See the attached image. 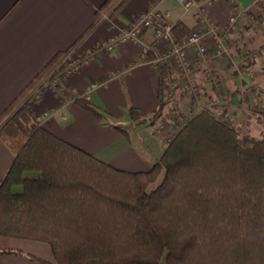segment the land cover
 Wrapping results in <instances>:
<instances>
[{
  "label": "trees",
  "instance_id": "1",
  "mask_svg": "<svg viewBox=\"0 0 264 264\" xmlns=\"http://www.w3.org/2000/svg\"><path fill=\"white\" fill-rule=\"evenodd\" d=\"M189 30L181 20L172 27L177 38ZM65 52L0 114V122L10 114L0 137L14 152L0 181V234L47 242L56 264H264V133L241 135L204 109L147 170L116 168L34 120L29 91ZM152 65L159 74L155 118L166 102L161 79L168 67ZM74 101L102 118L88 101ZM253 109L264 116V107ZM127 114L152 121L134 107Z\"/></svg>",
  "mask_w": 264,
  "mask_h": 264
},
{
  "label": "crops",
  "instance_id": "2",
  "mask_svg": "<svg viewBox=\"0 0 264 264\" xmlns=\"http://www.w3.org/2000/svg\"><path fill=\"white\" fill-rule=\"evenodd\" d=\"M105 1L0 0V114L56 54L91 49L150 5L168 11L173 23L181 20L191 30L199 24L196 7L185 9L174 0H127L115 16L104 19L100 7ZM255 2L229 33L232 59L207 54L194 65L200 96L218 100L216 113H234L237 125L246 123L244 117L254 107H264V60L252 59V53L264 49V0ZM235 4L236 0H216L208 7L210 17L226 27ZM144 39H151L149 32ZM247 65L254 66L250 75L244 71ZM62 77L64 93L40 86L41 100L33 106L40 126L119 169L147 170L156 161L162 147L153 135L155 127L134 125L127 114L134 107L147 119L158 107V71L140 59L137 45L126 42L113 51L103 50ZM92 83L96 87L89 92V103L102 118L74 101ZM13 158L10 141L0 137V181ZM0 264H55V260L45 241L0 234Z\"/></svg>",
  "mask_w": 264,
  "mask_h": 264
},
{
  "label": "built area",
  "instance_id": "3",
  "mask_svg": "<svg viewBox=\"0 0 264 264\" xmlns=\"http://www.w3.org/2000/svg\"><path fill=\"white\" fill-rule=\"evenodd\" d=\"M174 1L185 9L196 7L198 10L199 24L185 36L177 38L173 35L172 27L174 23L171 21L168 11L150 5L140 13H137L129 24L119 29L117 28L110 38L102 40L96 55L103 50L113 51L117 46L131 42L137 45L139 57L142 61L150 64L159 63L168 66L173 64L175 69L183 71L188 88L193 90L197 78L194 68L196 61L207 54L212 57L232 59L227 45L229 33L235 30L237 21L245 15V9L241 8L239 2L236 0V9L229 15L227 26L222 28L212 20L208 11V7L216 0ZM147 30H151L152 34V42L149 43L144 40V35ZM157 43H164V51H161V48L157 47ZM96 55L89 56L81 61L73 59L70 63L68 62L69 67L63 74L76 72L82 65L93 60ZM258 58L264 60L263 48L252 53V59L256 60ZM250 67V65H247L244 69L248 74H251ZM50 74L52 75L49 81L53 86L52 88L56 89L58 87L57 83L60 80V76L57 74L60 73L55 74L50 72ZM163 83L165 88L171 85L169 84L170 81L167 76L163 78ZM95 87L96 83H92L80 97L86 101H90L89 92ZM39 98L40 95L35 91L33 95L34 103H37ZM262 120L264 122V118Z\"/></svg>",
  "mask_w": 264,
  "mask_h": 264
},
{
  "label": "rangeland",
  "instance_id": "4",
  "mask_svg": "<svg viewBox=\"0 0 264 264\" xmlns=\"http://www.w3.org/2000/svg\"><path fill=\"white\" fill-rule=\"evenodd\" d=\"M112 3L113 2L109 4L111 5L110 10H108V6L106 8L101 9V14H100L101 18H104V19L111 18L110 16L111 10L113 6L116 4L115 3L114 5H112ZM255 3L259 4L260 0H258V2H255ZM252 18H254L253 14H252ZM122 26L124 25H119L117 28L119 29ZM190 31L191 29L188 31V33ZM148 32L150 34L151 39L149 41H146L145 39L144 40L149 43V42H152V34H151V30H147L145 34H147ZM101 41L102 39H100V41L97 42L91 49H87L85 51L80 52L77 48L67 50L59 58L57 63L53 65V67H51L49 70H47L43 74V76L40 77V79L37 81L34 87L29 91L32 101H33V95L35 94V91L38 92V94L40 95L39 101L41 100V96H42L41 90H40L41 85H43V87H49L55 93H64V90L61 88V85H62L61 81L63 79L62 74L63 72L67 71L70 61H73V59L81 61V60L88 58L89 56L96 55V52L99 49ZM157 47L161 48V51H164V43H157ZM257 60L260 61L262 59L260 58L256 60L253 59V61H257ZM167 67H168V71H166V73L162 76V79H161L162 88H163V98L166 102L163 108L161 109L159 115L156 116L155 118L153 114L147 117V119L152 118L151 119L152 121H148V122L136 123L131 120L134 125L146 123V125L148 126L155 127L153 135L155 139L158 141V144L162 147L161 152L163 148L165 147V145L171 140L173 135L184 126L185 122L191 116H193L194 114L204 109H207L210 112L214 113L215 115L219 116V114H217L216 112L218 111L217 106L220 105V102L213 97H210L208 95L200 96V94H202L203 92H201L198 89L199 81L197 80V78H196L195 88L191 90L188 88L187 81L184 79L185 77H184L183 71H178L177 69H175V67H173V64L171 66L167 65ZM170 67L171 69H174V71L170 70ZM253 69H254V66H251L250 67L251 74L253 73ZM50 72L55 73V74L60 73V74H57L60 76V80L57 83L58 87L56 89L52 88L53 86L51 85L49 81V78L52 75L50 74ZM171 72H172L173 77L171 76ZM166 76L169 78V81H170L169 84L171 85L165 88V85L163 83V78H165ZM39 101L37 103H39ZM37 103H34L33 101V106L36 105ZM33 115H34V120L39 124L34 110H33ZM8 116H10V114H8L0 122V126L6 121V119H8ZM223 117H225V119H227L233 127L237 128L241 135L248 134L256 138H259L264 133V122L262 120L264 116L263 114L261 115L256 110L252 111L249 117L247 118L244 117V119L246 120V123L245 124L242 123L241 125H237V123H235L236 118L234 116V113L230 114V116H226L224 114ZM140 119H144V118L140 117ZM161 152H159V155Z\"/></svg>",
  "mask_w": 264,
  "mask_h": 264
},
{
  "label": "water",
  "instance_id": "5",
  "mask_svg": "<svg viewBox=\"0 0 264 264\" xmlns=\"http://www.w3.org/2000/svg\"><path fill=\"white\" fill-rule=\"evenodd\" d=\"M240 4V7L245 9L247 8L249 5H251L255 0H237Z\"/></svg>",
  "mask_w": 264,
  "mask_h": 264
}]
</instances>
